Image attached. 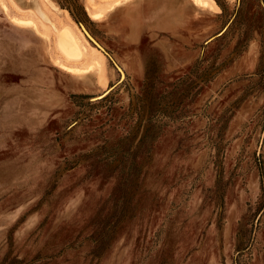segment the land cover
I'll return each instance as SVG.
<instances>
[{
    "label": "rangeland",
    "instance_id": "rangeland-1",
    "mask_svg": "<svg viewBox=\"0 0 264 264\" xmlns=\"http://www.w3.org/2000/svg\"><path fill=\"white\" fill-rule=\"evenodd\" d=\"M118 1L39 0L103 80L0 8V264H264V0Z\"/></svg>",
    "mask_w": 264,
    "mask_h": 264
},
{
    "label": "bare ground",
    "instance_id": "bare-ground-1",
    "mask_svg": "<svg viewBox=\"0 0 264 264\" xmlns=\"http://www.w3.org/2000/svg\"><path fill=\"white\" fill-rule=\"evenodd\" d=\"M8 1L9 3H7L6 0H0V8L12 24L20 28H24L23 34H27L29 35V37H33L32 33L27 32L25 30V29H32L37 35H42L43 38H45L49 42L51 37L48 34V30H52V31L55 30L53 32L55 33L57 38V52H59L62 58H64L65 62H62L60 59L56 60L54 58V55H53V62L56 65H58V67L61 70L70 73L72 75H77L81 77L92 73H96V75L101 80H103V78L106 77L104 70L105 67L107 66V58L105 57V55L100 51H98V59L93 60L88 53V48L86 44H84V41L76 34V32H74V30H72L71 28L61 29L60 27H57L55 24H52L51 20L48 18L46 13L43 11L42 7L39 5V0H8ZM156 1L157 0H136L137 5L133 7V9L127 10V13L132 18L133 14L136 11L138 15L144 13L145 9L151 11ZM188 1L194 7L200 10H204V11L206 10L214 13L215 10L218 9V5L215 2V0H188ZM129 2L130 0L118 1L116 8H118L123 3H129ZM166 5H170L173 8V10L176 11L177 19H179V17L183 14V10L182 11L181 9L180 11L178 10L177 8L178 5L175 4L174 0H167ZM24 6L28 8H23ZM116 8L114 7V9ZM14 10L17 11L19 16L13 14ZM91 17L93 20L101 21L103 20V13L94 12L91 14ZM48 23H50L51 26ZM35 36L36 35H34V37ZM35 38L38 42V37ZM40 42L43 43V41ZM86 60L91 63L89 66L87 67L78 66L80 63Z\"/></svg>",
    "mask_w": 264,
    "mask_h": 264
},
{
    "label": "crops",
    "instance_id": "crops-1",
    "mask_svg": "<svg viewBox=\"0 0 264 264\" xmlns=\"http://www.w3.org/2000/svg\"><path fill=\"white\" fill-rule=\"evenodd\" d=\"M175 4L178 5V10L181 11L183 10V14L179 17V21L177 23L182 24L184 26V22L185 24L189 22H208L211 17L213 16L214 13L209 12V11H204V10H200V9H196V7H194L188 0H174ZM187 3V4H186ZM187 6V7H186ZM186 8V9H185ZM185 9V10H184ZM182 19V20H181ZM187 26V25H186Z\"/></svg>",
    "mask_w": 264,
    "mask_h": 264
},
{
    "label": "water",
    "instance_id": "water-1",
    "mask_svg": "<svg viewBox=\"0 0 264 264\" xmlns=\"http://www.w3.org/2000/svg\"><path fill=\"white\" fill-rule=\"evenodd\" d=\"M78 24L80 26V28L83 30V32L85 33L86 37L98 48L100 49L105 55L109 56L108 52L104 49V47L89 33V31L85 28V26L78 21ZM228 28V26H226L219 34L218 36L222 35L226 29ZM213 40V39H210ZM118 67V66H117ZM124 73H122L123 75ZM124 76V75H123ZM106 96V94L100 95L98 97L92 98L91 100H100L102 98H104Z\"/></svg>",
    "mask_w": 264,
    "mask_h": 264
}]
</instances>
